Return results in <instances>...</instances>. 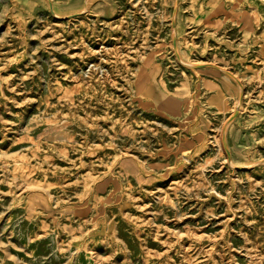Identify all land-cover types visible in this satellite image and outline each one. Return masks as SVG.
Returning <instances> with one entry per match:
<instances>
[{"label":"rangeland","instance_id":"obj_1","mask_svg":"<svg viewBox=\"0 0 264 264\" xmlns=\"http://www.w3.org/2000/svg\"><path fill=\"white\" fill-rule=\"evenodd\" d=\"M0 264H264V0H0Z\"/></svg>","mask_w":264,"mask_h":264},{"label":"bare ground","instance_id":"obj_2","mask_svg":"<svg viewBox=\"0 0 264 264\" xmlns=\"http://www.w3.org/2000/svg\"><path fill=\"white\" fill-rule=\"evenodd\" d=\"M246 167V166H245Z\"/></svg>","mask_w":264,"mask_h":264}]
</instances>
